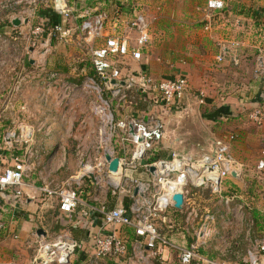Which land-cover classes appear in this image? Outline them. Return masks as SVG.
<instances>
[{"label": "built area", "instance_id": "2783aa9c", "mask_svg": "<svg viewBox=\"0 0 264 264\" xmlns=\"http://www.w3.org/2000/svg\"><path fill=\"white\" fill-rule=\"evenodd\" d=\"M72 2L0 0V26L4 22L11 24L14 19L22 22L23 16L33 18L38 14L40 19L30 31L18 34L26 39V45L12 67L0 58V73L4 69L13 72L15 98L23 94L22 89L38 90V112L48 121L36 125L28 123L26 118H32V114L23 106L18 118L14 117L12 126L2 134V150L10 153L11 165L0 168V195L8 191L12 200L22 197L33 200L35 197L26 195L25 190L37 192L44 201L54 200L61 214L70 216L80 210L78 220L82 227L88 225L92 215L98 216L103 227L111 231L92 238L93 249L87 264H98L101 260L115 262L126 256L128 239L114 230L121 228L129 229L135 237L126 264H163L167 252L169 256L176 254L177 264H264V238L250 240L248 237V246L241 253L236 238L227 233L235 228L233 226H243L247 236L251 234L254 221L247 210L252 209L250 205L255 198L246 196L248 205L236 203L221 230L216 227V214L207 207L211 204L208 196H213L216 203L222 200L227 207L241 199V194L226 184L233 177L231 174L238 175L241 168L228 152L226 143L217 142L196 157L170 151L166 158L148 163L164 138L162 123L151 109L158 108L162 113L181 109L187 80L183 76L156 80L144 72L133 73L124 68L125 59L141 61L150 45L149 26L144 16L135 13L123 23L122 33L116 31L119 27L115 24L114 33L106 35L107 14L86 9L79 26L72 29L69 26ZM17 6L25 7L19 15L2 17L5 11ZM223 7L219 0H208L204 7L205 14L208 13L207 23L212 20L210 13ZM209 28L207 24L204 30ZM128 33L135 34L133 44L124 35ZM96 40L102 43L94 46ZM53 41L62 46L76 42L80 55L71 63V68L75 70L78 65L88 64L90 76L76 84L55 71H48L46 56L51 53ZM4 43L0 36V53ZM29 49L37 51L35 58L28 57ZM29 60H33V64L27 70ZM216 61L222 63L223 55ZM232 61L237 64L235 59ZM258 64L264 68L261 59ZM79 97L86 101L87 112L77 123L71 113ZM198 103L203 104L201 92ZM141 105L150 111H138ZM22 114L26 115L25 119L21 118ZM55 115L64 133L74 129L84 132L78 139L74 137L77 168L61 182L45 178L36 187L27 177L40 165L44 153L41 142H37L38 135L49 139ZM249 119L260 124L261 110L253 111ZM235 139L234 134L226 136L228 141ZM64 153V146L57 144L53 151L55 170L63 167ZM105 154L118 159L116 173L108 170ZM149 167L154 168L152 173ZM257 168L263 169L264 162L259 161ZM139 169L144 178L137 176ZM174 194L182 196L184 209L183 225L176 234L173 233L174 222L166 218L168 210L176 211L171 200ZM119 196L126 199L125 206L108 208V198ZM213 205L215 207V202ZM83 249V243L67 231L49 239L39 236L34 242L30 264H71L75 254Z\"/></svg>", "mask_w": 264, "mask_h": 264}, {"label": "crops", "instance_id": "0c3cea01", "mask_svg": "<svg viewBox=\"0 0 264 264\" xmlns=\"http://www.w3.org/2000/svg\"><path fill=\"white\" fill-rule=\"evenodd\" d=\"M207 1L73 0L70 3L72 13L69 26L76 29L81 22L82 12L86 9L107 14L106 35L114 33L115 24L119 27L116 31L122 33L123 23L135 13L144 16L149 26L150 45L143 52L141 61L125 59L124 68L133 73L144 72L156 80L180 76L186 78L187 91L181 102V109H171L168 113H162L158 108L151 109L162 123L164 131V138L159 146L167 154L176 151L196 157L202 151L214 147L217 142L227 144L228 152L241 168L239 174L231 177L226 184L240 193L241 199L231 202L228 207L220 200L212 213L216 214V227L221 230L225 220L231 217L230 211L236 203L248 205L246 196L255 198L250 205L252 209L247 210L254 221L251 234L247 236L243 226H233L235 228L227 232L236 238L241 253H244L248 237L250 240L264 238V168H257L259 161L264 162V68L258 64L261 59L264 67V0H219L224 7L210 13V23L206 19L208 13L204 12ZM23 8L25 7L17 6L16 9L5 11L2 17L19 15ZM37 15L33 18L23 16L24 20L18 27L12 24L8 26L7 22L0 26V36L6 42L2 46L0 58L9 67H12L16 57L22 55V48L26 45V39L15 34H25L37 25L40 22ZM207 24L210 28L204 30ZM124 35L128 36L130 44L134 43V33ZM77 39L75 37L74 40ZM101 43L102 40H96L93 45L99 46ZM51 46V53L46 56L48 71H55L62 78L76 84L90 76L88 64L78 65L75 70L71 68V63L80 55L76 42L62 46L53 41ZM36 53V50L29 49L28 57L35 58ZM220 55H223L222 63L216 61ZM233 59L237 61L236 65L233 64ZM31 64L33 60L26 64L27 70H30ZM12 74L6 69L0 73V168L11 165L10 153L2 150L1 136L12 126L14 117L18 118L23 106L32 114L30 119L21 115L28 123H48L38 112V90L22 89L23 94L14 97ZM200 92L203 94L202 106L198 103ZM256 109L262 112L263 120L260 124L249 119V115ZM137 110L150 111L143 105L138 106ZM57 116L51 123L49 139L38 135L37 142H41L44 153L40 158V165L35 166L27 177L36 187L45 178L61 182L77 168L74 152L68 149L71 142L63 136L62 123L56 119ZM190 117L200 121L202 141L196 142L195 138H189L187 131L193 129ZM165 120L169 121V134L165 128ZM205 134L208 135L207 139ZM229 134H234L236 139L226 140ZM57 144L64 146L65 153L63 167L55 170L53 151ZM72 147L73 145L71 149ZM72 159L73 167L64 176V170L68 169ZM45 173H49L48 176ZM137 176L145 177L141 169ZM25 193L33 195L35 199L22 197L12 200L8 191L0 195V264H30L34 242L39 237L36 233L38 229L45 233L41 236L46 239L67 231L84 246L72 258L71 264H87L93 249L92 238L111 231V228L103 227L101 219L96 215H92L88 225L82 227L78 220L80 210L67 216L59 212L54 200L44 201L37 192L29 190H25ZM106 203L108 208H114L125 206L127 201L119 196L108 198ZM166 216L169 218L168 212ZM160 228L163 230V226L160 225ZM114 230L128 239L127 254L120 261L126 264L135 237L129 229ZM164 260L169 262V252L164 253ZM98 264H112V260H101Z\"/></svg>", "mask_w": 264, "mask_h": 264}, {"label": "rangeland", "instance_id": "374dc122", "mask_svg": "<svg viewBox=\"0 0 264 264\" xmlns=\"http://www.w3.org/2000/svg\"><path fill=\"white\" fill-rule=\"evenodd\" d=\"M15 36H18V34L16 33ZM92 100H93V98L90 101H92ZM86 112H87V103H86V101L83 98L79 97L73 103V112L71 113V115H74V119H76L75 121H77V123H78L79 119L83 118L84 115L86 114ZM189 120L191 121V124L193 125V129L192 130H194V131H192V130L191 131H187L189 133V138H195L196 142L202 141L201 137L203 135V132H201V123H200V121L198 119H196L195 117H193L192 119L190 117ZM166 121L167 120L164 121V123L166 125L165 128L168 130L167 134H169V121H167V122ZM83 134H84V132H78V131H75V129L71 133H63V136L66 137V140L71 142V144L68 145L69 146L68 147L69 151H71V150H72V152L75 151V141L76 140H74V137L76 139H78L79 135H83ZM207 138H208V135H206L205 139H207ZM116 140L117 139H114V141H116ZM72 145H73V147L71 149ZM70 154L73 155V153H71V152H70ZM72 161H73V159L70 161L68 169L64 170V173H66V175H64V176H67L69 174V171L72 169L71 167H73V164H74V162H72ZM208 197H209L208 199H210V203L211 204L207 205V207H209L210 211L211 210L213 211L214 210V205L213 204L215 202V205H217V203H216L217 200H214L213 196H211V197L208 196ZM200 206L206 208L205 204L200 203ZM171 210L172 209H170V211L168 210V213L171 215V217H169V218L174 222L173 233L176 234L177 232H180V228L183 225L184 209L176 210V211H171ZM166 218L169 219L167 216H166ZM120 261H121V258L118 259V261H115V262L112 261V264H123V263H120ZM163 264H177L176 254L171 253V255L169 256V262H165Z\"/></svg>", "mask_w": 264, "mask_h": 264}, {"label": "water", "instance_id": "95a60500", "mask_svg": "<svg viewBox=\"0 0 264 264\" xmlns=\"http://www.w3.org/2000/svg\"><path fill=\"white\" fill-rule=\"evenodd\" d=\"M11 24L15 27H18L20 25V21H19V19H14L11 21ZM129 133L132 134L131 131H129ZM139 141H141V138H139ZM104 157H105V160L108 162V170L112 173H116L119 170L118 159L117 158L111 159L108 154H105ZM148 170L150 173H152L154 168L149 167ZM231 175L233 177H235L234 173H232ZM136 192H137V188L134 189L133 194L135 195ZM171 200L173 203V208L175 210H181L182 209L183 199H182V196L180 194H174L171 197ZM36 233L38 236H41V235L44 236L45 235V233L41 229H38Z\"/></svg>", "mask_w": 264, "mask_h": 264}, {"label": "trees", "instance_id": "16d2710c", "mask_svg": "<svg viewBox=\"0 0 264 264\" xmlns=\"http://www.w3.org/2000/svg\"><path fill=\"white\" fill-rule=\"evenodd\" d=\"M45 14H46L47 16H49L51 20H54V19H52L51 14L49 15L48 11H45ZM7 24H8V26H11L9 23H7ZM166 156H167V152H166L164 149H161L160 146H158V147L156 148V150H155V151L152 153V155L150 156V158H149V160H148V163H149V162H150V163H151V162H154V161H156V160L164 159V158H166Z\"/></svg>", "mask_w": 264, "mask_h": 264}]
</instances>
